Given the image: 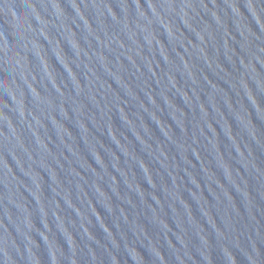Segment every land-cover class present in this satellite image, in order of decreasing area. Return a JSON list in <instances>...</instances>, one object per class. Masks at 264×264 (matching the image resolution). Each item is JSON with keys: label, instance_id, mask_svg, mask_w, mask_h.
<instances>
[{"label": "water", "instance_id": "obj_1", "mask_svg": "<svg viewBox=\"0 0 264 264\" xmlns=\"http://www.w3.org/2000/svg\"><path fill=\"white\" fill-rule=\"evenodd\" d=\"M0 264H264V0H0Z\"/></svg>", "mask_w": 264, "mask_h": 264}]
</instances>
